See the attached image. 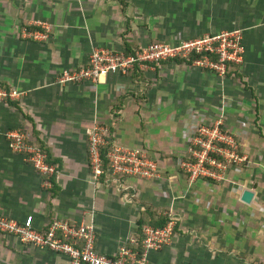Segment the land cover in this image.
<instances>
[{"label":"crops","instance_id":"1","mask_svg":"<svg viewBox=\"0 0 264 264\" xmlns=\"http://www.w3.org/2000/svg\"><path fill=\"white\" fill-rule=\"evenodd\" d=\"M152 1L0 0V88L18 94L0 102V214L32 216L40 230L54 219L94 224L96 249L106 255L136 237L141 217L169 216L172 241L149 253L152 264H264V0H157L159 10L148 11ZM164 15L171 17L154 28ZM233 29L242 32L244 58L223 78L166 60L97 82H56L94 48L121 51L125 40L145 46L152 38ZM24 30L46 37L28 38ZM220 114L244 158L240 171L231 166L224 182L190 179L176 165L185 134L202 116ZM94 121L108 126V143L156 158L161 177L104 174L94 183L87 150ZM12 130L42 145L56 166L52 176L12 150ZM244 189L254 192L249 204L240 199ZM0 264L68 260L0 232Z\"/></svg>","mask_w":264,"mask_h":264},{"label":"built area","instance_id":"2","mask_svg":"<svg viewBox=\"0 0 264 264\" xmlns=\"http://www.w3.org/2000/svg\"><path fill=\"white\" fill-rule=\"evenodd\" d=\"M32 39H44L39 31L24 30ZM244 45L240 29L223 30L214 34L195 35L178 43L165 41L151 42L133 49L114 51L94 48L87 62L76 68H66L56 79L59 84L97 82L108 73L126 75L136 68L166 60L195 57L191 66L213 71L219 78L226 76L228 64H240L244 58ZM16 91L0 88V102L13 99ZM206 115L200 118L185 134V152L176 159L178 168L190 179H206L218 182L229 180L227 170L232 166L240 171L239 163L244 158L238 153V145L232 133L225 128L222 114L213 121ZM108 126L94 121L87 129L88 163L94 183L104 174L113 179L132 177L138 179H159L161 169L156 158L146 150L113 144L107 152L108 166H103L102 147L108 144ZM12 150L27 155L34 167L49 178L56 172V166L47 160V154L31 142L22 130L7 133ZM238 167V168H237ZM47 185L49 181L46 180ZM174 220L169 218L162 227L147 225L143 228L140 248L137 239L131 237L112 255L100 253L95 246L94 224L54 219L47 230L36 229L32 216L18 221L0 214V232L16 237L21 243L50 250L67 257L68 264H152L151 251L159 250L172 241Z\"/></svg>","mask_w":264,"mask_h":264},{"label":"trees","instance_id":"3","mask_svg":"<svg viewBox=\"0 0 264 264\" xmlns=\"http://www.w3.org/2000/svg\"><path fill=\"white\" fill-rule=\"evenodd\" d=\"M125 4V2H123V5ZM129 30V29H128ZM211 34H214V33H211ZM191 37H187V38H180V39H171V40H163L165 42H170V43H178L180 40H183V39H189ZM139 46H135L133 47L132 44H129L127 42V40H125V50L126 52H133V49L134 48H137ZM198 55H192L190 58L188 59H185V58H180V59H175L177 60L178 62H182V61H185L187 64H191L192 60L197 57ZM238 69V66L237 64H228V68H227V72H226V76L229 75L230 73L232 72H235L237 71ZM135 70V69H134ZM137 70V68H136ZM232 71V72H231ZM32 143H34L35 145L37 146H40L42 147V145L34 142L33 139H30ZM112 143H108L106 144L105 146L102 147V150H101V154H102V160H103V166L104 168L106 169L107 166H108V159L106 157L107 155V152L110 150V148L112 147ZM43 148V147H42ZM47 160L49 161V159L47 158ZM51 162V161H49ZM182 171V170H181ZM184 172V171H183ZM186 173V172H184ZM187 174V173H186ZM188 176V174H187ZM189 177V176H188ZM151 216V219H146L145 217H141L139 220H138V228H139V231H138V234L136 235V239H137V245H136V249H139L140 248V244H141V240L143 239V228L147 225H151V226H154V227H162L164 226L168 220H169V216H158V217H153L152 215Z\"/></svg>","mask_w":264,"mask_h":264},{"label":"rangeland","instance_id":"4","mask_svg":"<svg viewBox=\"0 0 264 264\" xmlns=\"http://www.w3.org/2000/svg\"><path fill=\"white\" fill-rule=\"evenodd\" d=\"M122 1V0H121ZM155 1H157V0H154V1H152V3H150V10L148 9V11H154V10H156V11H158L159 10V8L157 7L158 6V4L157 3H154ZM164 1H168V0H164ZM124 7H125V10L127 9V7H128V3L127 2H125V4L123 5ZM134 9V8H133ZM145 11H147V10H145ZM143 17V16H142ZM167 17H171L170 15H164V16H160V18L156 21V23H154V24H156V25H153L154 26V28H156L157 26H159V25H161V26H163V23H164V21H165V19L167 18ZM141 18V17H140ZM151 18H153V17H151ZM153 23V22H152ZM179 37H173L172 39L174 40V39H178ZM153 41H163V40H158V39H156V38H152V39H150V42L149 43H151V42H153Z\"/></svg>","mask_w":264,"mask_h":264},{"label":"water","instance_id":"5","mask_svg":"<svg viewBox=\"0 0 264 264\" xmlns=\"http://www.w3.org/2000/svg\"><path fill=\"white\" fill-rule=\"evenodd\" d=\"M253 197H254V192L252 190H250V189H244L242 191V193H241L240 199L243 202L249 204L252 201Z\"/></svg>","mask_w":264,"mask_h":264}]
</instances>
